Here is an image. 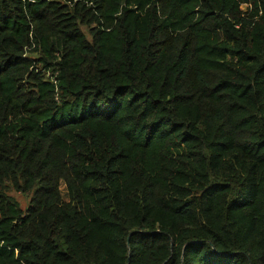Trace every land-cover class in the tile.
Segmentation results:
<instances>
[{
	"label": "trees",
	"instance_id": "obj_1",
	"mask_svg": "<svg viewBox=\"0 0 264 264\" xmlns=\"http://www.w3.org/2000/svg\"><path fill=\"white\" fill-rule=\"evenodd\" d=\"M0 264H264V0H0Z\"/></svg>",
	"mask_w": 264,
	"mask_h": 264
},
{
	"label": "rangeland",
	"instance_id": "obj_2",
	"mask_svg": "<svg viewBox=\"0 0 264 264\" xmlns=\"http://www.w3.org/2000/svg\"><path fill=\"white\" fill-rule=\"evenodd\" d=\"M7 194L18 202L20 208L23 211L26 210L30 202V197H24L21 194L14 192L13 190H9Z\"/></svg>",
	"mask_w": 264,
	"mask_h": 264
}]
</instances>
